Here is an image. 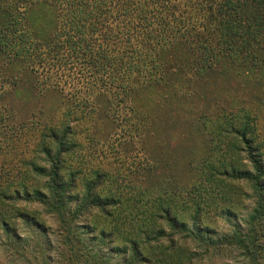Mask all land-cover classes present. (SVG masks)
<instances>
[{"label": "trees", "instance_id": "1", "mask_svg": "<svg viewBox=\"0 0 264 264\" xmlns=\"http://www.w3.org/2000/svg\"><path fill=\"white\" fill-rule=\"evenodd\" d=\"M2 2L0 155L7 145L14 151L12 157L20 155L22 160L11 175L18 184L0 185V227L11 233L3 206L15 207L24 199H35L52 214L55 226L48 227L54 229L50 236L56 238L60 264H101L104 251L94 253L86 245L85 232L94 241L113 242L116 232L128 230H123L127 224L116 216L123 203L121 193L103 195L106 184L114 179L91 164L103 157L97 147L112 140L131 143L141 126L149 127L147 111L137 102L140 94L154 91L165 93V98L186 97L222 73L254 77L264 70V0ZM36 6L48 10L43 9L46 13L39 15L40 20L35 17ZM24 79L31 81L36 96L50 98L54 117L48 123L28 128V122H17L7 107L9 90ZM244 110L242 117L227 114L218 133L221 138L242 142L252 170L219 171L214 165L209 166L206 179L250 183L256 203L248 219V233L240 230L221 240L207 239L202 209L196 208L193 227L188 229L159 198L138 231L143 239L138 233L139 240L126 238L129 249L125 255H130L131 264H264L263 117L261 111ZM121 127L128 131L127 136L114 134ZM79 132L83 141L75 138ZM32 137L37 139L36 145L17 153L24 138ZM79 183L83 184V198L76 193ZM74 199L80 201L76 211L69 207ZM35 212L41 214L38 209ZM95 217L105 223L116 222L115 233L97 229L91 223ZM13 218L29 227H42L48 235L45 223L26 213L18 212ZM40 236L33 241L35 253L43 250ZM163 240L169 243L167 249L161 247ZM151 242L162 248L153 257L141 250ZM232 247L240 251V257H232ZM180 250L184 256L177 258Z\"/></svg>", "mask_w": 264, "mask_h": 264}, {"label": "rangeland", "instance_id": "2", "mask_svg": "<svg viewBox=\"0 0 264 264\" xmlns=\"http://www.w3.org/2000/svg\"><path fill=\"white\" fill-rule=\"evenodd\" d=\"M2 3L0 0V21L5 19ZM34 8L39 12L35 15L39 20L41 18L39 15L46 13L43 9L48 13L45 6ZM203 83L196 87L195 94L186 97L180 95L165 98V93L154 91L140 94L137 102L144 112L147 111L145 113L150 120L149 127L141 126L137 139L131 143L123 144L112 140L111 144L107 142L97 147L102 151L103 157L91 164L94 168L109 173L110 178L114 179L106 184L103 195L115 196L116 191L121 193L119 199L123 203L117 209L116 216L118 220L121 218L119 222L127 224L122 227L123 230H128L124 234H118L113 228L116 222L105 223L96 217L91 221L97 229L115 233L114 241L108 242L102 238L94 241L90 234L85 232L86 245L96 254H99V250L104 251L103 259H99L101 264H131L130 255H125V250L129 249L126 238L143 239L138 231L142 229L141 224L146 215L153 211L154 206L156 208L159 198H162V206L171 209L174 216H177L180 223H185L188 229L193 227L196 208L202 209V226L207 239L221 240L233 236L240 230L244 234L248 233V219L256 203L250 183L245 180L226 183L217 177L213 180L215 182H209L206 177L210 174L209 166L213 168L214 165L219 171L222 168L236 171L252 170L247 155L242 151V142L228 136L221 138L218 132L223 120L228 117L227 114L234 112L242 117L245 115L244 108L250 109L253 113L261 111L264 125V70L254 77H237L226 72ZM49 99L36 96L32 91L31 81L29 83L24 79L16 88L9 90L6 104L17 122H28V128H33L32 125L39 126L53 119L54 107ZM81 132L85 135L83 130ZM113 132L123 136H127L128 133L123 127ZM81 137L80 132L75 136L77 141H83ZM24 139L17 148V153L26 152L37 143L35 137ZM3 151L0 155V185L8 188L10 185L18 184L12 181L15 179H12L11 175L14 174V169H18L16 166L22 158L20 155L12 157L14 151L7 145ZM24 157L27 158V154H24ZM40 165L49 168L44 162H40ZM79 184L80 188L76 193L83 198V184ZM38 189L43 193L47 192L40 185ZM69 203L73 211L80 205L78 199ZM44 206L35 199L27 201L24 199L15 207L3 206L1 210L5 211L2 213L9 222L12 234H7L0 227V264H60L56 238L50 236L54 229L48 227L55 226V223L52 214L45 212ZM35 209L41 214L36 215ZM18 212L26 213L45 223L48 235L42 227H29L15 220L13 216ZM100 230L96 233L99 234ZM42 232L46 233V236L39 234ZM77 232L81 234L83 231ZM165 233L172 234V231ZM39 235L44 246L42 251L35 253L33 241ZM175 239L179 241L178 238ZM161 247L167 249L168 241L163 240ZM161 247L151 242L143 244L141 250L146 256L153 257L155 252L162 249ZM234 249L236 250L232 247L230 250L232 257H240V251ZM177 253V258L184 256L183 250ZM208 259L205 257L204 260Z\"/></svg>", "mask_w": 264, "mask_h": 264}]
</instances>
